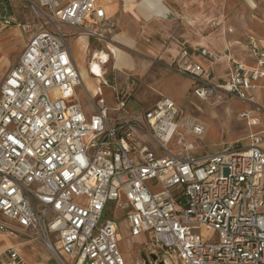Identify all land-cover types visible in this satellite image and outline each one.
Wrapping results in <instances>:
<instances>
[{
  "label": "built area",
  "instance_id": "obj_1",
  "mask_svg": "<svg viewBox=\"0 0 264 264\" xmlns=\"http://www.w3.org/2000/svg\"><path fill=\"white\" fill-rule=\"evenodd\" d=\"M104 1L25 0L32 21L0 16L30 34L0 81V216L12 222L0 219V232L21 236L22 243L42 242L55 264H125L115 218L102 217L111 206L112 216L124 215L131 235L150 238L146 264H264L261 132L246 144L192 155L195 145L187 138L200 140L203 123L165 96L130 113L132 88L107 80L103 49L87 62L100 87L93 94L84 87L92 113L84 111L75 94L81 78L71 44L84 37L107 50L115 22ZM246 46L254 67L229 58L222 90L191 56H210L203 47H182L171 66L193 78L201 99L221 90L254 103L264 79V40L247 35ZM256 108L239 115L256 124ZM202 227L215 238H204ZM0 264L31 263L9 245L0 250Z\"/></svg>",
  "mask_w": 264,
  "mask_h": 264
},
{
  "label": "crops",
  "instance_id": "obj_2",
  "mask_svg": "<svg viewBox=\"0 0 264 264\" xmlns=\"http://www.w3.org/2000/svg\"><path fill=\"white\" fill-rule=\"evenodd\" d=\"M104 4L116 26L115 32L109 38L110 45L116 48L114 47L112 50L109 45L107 46L108 60H111L109 68L116 85L132 88V99L128 104L130 113L138 114L155 105L161 97H167L162 95V89L174 95V99L170 98L175 102L178 100L177 97L184 94L193 84V78L179 74L171 66L182 47L192 51L193 48L199 46L210 53V56H202L192 51L191 56L208 70V80L215 84H217L215 79L223 81L227 79L229 58L245 66L254 67L255 65L249 56L244 39L232 36L228 40L225 29L226 20L223 21V27H217L216 32L212 33L207 28V19L210 18V15L206 17L204 14L202 19L196 20V14H201L196 10H214L217 14L214 18L221 14L224 15L221 10H241L237 13L239 20L236 21L235 26L237 34H239L248 29L251 23L256 24L255 20L248 17L247 13L242 10H258L260 14H264V0H105ZM4 7L6 10L3 9ZM24 7L21 0H0V16H13L16 19L21 10H26ZM32 20L33 15L19 22ZM5 26L0 22V29ZM17 28L21 30V33L24 31L19 26ZM6 34V31L0 32V40H2L0 52H7L0 66V81L30 37L28 34L25 41L16 45L15 48L23 43V47L17 48L15 52L10 51L13 41L7 40L8 35ZM80 38L78 39L84 42V45L90 41L84 37ZM71 54L74 57L72 48ZM11 55H15V59L11 60ZM108 60L105 62L107 70ZM215 66H221L225 71L224 75L215 76ZM261 81L260 85H262ZM142 84H145L149 90H155L159 96L148 98L140 95L138 89ZM154 85L157 87H153ZM257 93L258 91L255 95ZM109 94L105 95L107 99ZM11 242L7 239V245L0 250L14 245Z\"/></svg>",
  "mask_w": 264,
  "mask_h": 264
},
{
  "label": "rangeland",
  "instance_id": "obj_3",
  "mask_svg": "<svg viewBox=\"0 0 264 264\" xmlns=\"http://www.w3.org/2000/svg\"><path fill=\"white\" fill-rule=\"evenodd\" d=\"M32 1V0H31ZM21 3L25 5L24 9L21 10L18 16H16V20L23 21L24 19H28L33 15L31 8L26 4L25 0H21ZM181 11V10H178ZM241 10H221L223 14L214 18L216 11L214 10H196V12L201 14H196V20L202 19L204 14L206 17L210 15L207 19V28L210 29V32H216V28L223 27L224 22L227 21V25H225V29L228 40L234 36L237 39H244V43H246L247 35H253L258 40H264V14H260L258 10H242L247 13L248 17H252L256 24L251 23L245 31L237 34L236 30V21L239 20V16L237 13ZM219 13V12H218ZM183 16V15H182ZM116 29V26H115ZM1 31H6L8 35L7 40L13 41V46L10 48V51H15L17 48L21 49L23 47V43L19 45V47L15 48L16 45L20 42L26 40L29 32L22 31L15 24H9L0 29ZM224 31V29H223ZM115 32V30H114ZM237 34V35H236ZM236 35V36H235ZM5 40V39H4ZM110 42V41H109ZM2 43V40H0ZM111 43V42H110ZM73 58L77 65L78 70L80 71L81 84H78L75 88V94L78 100L81 102L84 111L89 114L92 113L90 110V104L84 94V87L88 91H92L93 93L96 91L97 87H100L99 83L96 79L92 78L87 73V62L91 59L92 53L95 50L103 49L107 51L104 43H97L94 40H90L86 45L79 39H75L71 44ZM126 51V50H124ZM16 52V51H15ZM6 53V54H5ZM0 52V66L3 62V57L7 55V52ZM8 57V56H7ZM108 55L104 52V59H106ZM11 60L15 59V55H11ZM232 59V58H230ZM111 60H108V70H107V80L110 83H116L115 79H113V74L110 71ZM215 76L224 75L225 71L221 66L214 67ZM219 88L224 89L221 85L223 84V80L215 79ZM262 86L257 91L258 93L254 96L253 102L248 103L242 102L236 99L233 96L219 90L215 97H212L208 100L201 99L194 93V89L197 87V83L193 82L188 87V90L178 96V100L174 103L182 108L186 115H191L201 121L204 125L205 131L201 136L200 140H197L193 137H188L187 142L193 143L195 145L194 149L191 151L192 155L200 156L203 154L216 153L220 151L223 147L232 144H246L249 140V135L253 132H261L262 137L264 138V80L261 81ZM157 87V86H153ZM104 92V95L109 94L108 88H101ZM140 95L143 97L147 96L148 98H156L159 94L154 90H149L145 84L141 85V88L138 89ZM143 91V93H142ZM159 91V90H158ZM162 95H166L175 98L174 95L168 93L165 89L161 90ZM92 93V94H93ZM256 105V110H254L253 115L258 118V122L256 124H249L247 122V118L241 117L239 114L241 111L254 108ZM260 106V107H258ZM199 144H202L200 147ZM264 147V142L262 143ZM170 148L176 152L182 150L180 146H173L170 144ZM111 206L104 212L103 218H115V222L117 224V245L119 250L123 256L125 264H134L136 259H141L142 255L146 256V250L150 243V238L145 234H140L138 236H133L130 234L129 226L124 218V215L119 214L118 211L111 214ZM0 219L4 222L12 224V222L3 216H0ZM200 234L206 238L207 240H212L215 238V232L209 228L202 227L200 229ZM12 236V237H9ZM9 239L12 241L16 247L17 252L24 258L28 263H45V264H55L52 260L51 255L48 250L44 246L42 242H24V239L21 236H15L6 234L5 232H0V248L7 245L6 241ZM22 243V244H20ZM173 261V260H172ZM176 263V262H175ZM174 264V261H173ZM176 264H180L177 262Z\"/></svg>",
  "mask_w": 264,
  "mask_h": 264
},
{
  "label": "bare ground",
  "instance_id": "obj_4",
  "mask_svg": "<svg viewBox=\"0 0 264 264\" xmlns=\"http://www.w3.org/2000/svg\"><path fill=\"white\" fill-rule=\"evenodd\" d=\"M80 39H81V38H80ZM80 39H79V40H80ZM108 45H109V47H110L112 50H113L114 47H115V46H113V45H110V43H109ZM108 45H107V46H108ZM115 48H116V47H115ZM107 49H108V48H107ZM118 50H119V49H118ZM118 50H117V51H118ZM119 51H120V50H119ZM100 55H101L102 58H104V52H102ZM117 57H118V55H117ZM90 66L92 67V69H93L94 71L97 70V65L95 64L94 61H91ZM167 264H169V263H167Z\"/></svg>",
  "mask_w": 264,
  "mask_h": 264
},
{
  "label": "water",
  "instance_id": "obj_5",
  "mask_svg": "<svg viewBox=\"0 0 264 264\" xmlns=\"http://www.w3.org/2000/svg\"><path fill=\"white\" fill-rule=\"evenodd\" d=\"M141 257H142L143 260H145V264H146V262H147L146 256L145 255H142ZM150 257L152 258V260H155L156 259V255L155 254H150ZM158 264H163V262L160 261Z\"/></svg>",
  "mask_w": 264,
  "mask_h": 264
}]
</instances>
